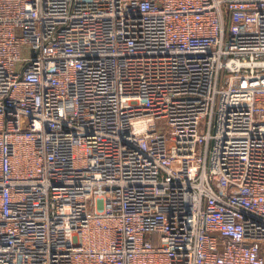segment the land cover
<instances>
[{"label": "built area", "instance_id": "built-area-1", "mask_svg": "<svg viewBox=\"0 0 264 264\" xmlns=\"http://www.w3.org/2000/svg\"><path fill=\"white\" fill-rule=\"evenodd\" d=\"M0 264H264V0H0Z\"/></svg>", "mask_w": 264, "mask_h": 264}]
</instances>
